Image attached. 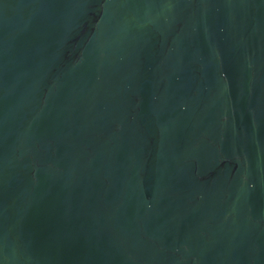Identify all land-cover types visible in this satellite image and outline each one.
<instances>
[{"label": "water", "instance_id": "water-1", "mask_svg": "<svg viewBox=\"0 0 264 264\" xmlns=\"http://www.w3.org/2000/svg\"><path fill=\"white\" fill-rule=\"evenodd\" d=\"M0 264H264V0H0Z\"/></svg>", "mask_w": 264, "mask_h": 264}]
</instances>
